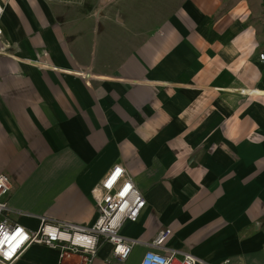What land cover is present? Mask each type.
Returning a JSON list of instances; mask_svg holds the SVG:
<instances>
[{"label":"crops","instance_id":"1","mask_svg":"<svg viewBox=\"0 0 264 264\" xmlns=\"http://www.w3.org/2000/svg\"><path fill=\"white\" fill-rule=\"evenodd\" d=\"M0 1V175L22 225L92 226L120 165L147 201L122 229L139 243L93 264H140L164 229L204 264H264V0H104L78 23L54 0ZM58 262L32 245L14 264Z\"/></svg>","mask_w":264,"mask_h":264},{"label":"built area","instance_id":"2","mask_svg":"<svg viewBox=\"0 0 264 264\" xmlns=\"http://www.w3.org/2000/svg\"><path fill=\"white\" fill-rule=\"evenodd\" d=\"M4 6L0 1V36ZM264 61V54L260 55ZM12 183L7 175H0V264H14L32 245H43L59 253L58 264H68L73 256H81L85 264H93L100 245H112L113 258L126 262L139 243L122 235L127 222L136 223L147 207L143 193L135 186L127 170L114 166L101 184L93 191L98 217L89 227L68 222L39 219L36 229L22 225L18 220L23 213L12 209L7 198ZM171 229H164L150 242L152 250L146 252L140 264H204L192 254L181 253L166 247L172 236ZM222 264H230L225 261Z\"/></svg>","mask_w":264,"mask_h":264},{"label":"rangeland","instance_id":"3","mask_svg":"<svg viewBox=\"0 0 264 264\" xmlns=\"http://www.w3.org/2000/svg\"><path fill=\"white\" fill-rule=\"evenodd\" d=\"M56 4L58 5H64L67 6L71 12H73V16H70V21L73 23H78L80 20V18H83L84 16H86L89 12H91L93 10V7H99V5L101 4V2L103 3L104 0H54ZM142 2V0H140ZM122 0H119L118 5H121ZM144 3L146 2H152L151 0H143ZM140 33H143L145 31H141L138 30ZM83 33H85V31H82ZM118 33L116 38L117 40H121V39H126L125 36L120 32L117 31ZM103 33V37H104V31H102Z\"/></svg>","mask_w":264,"mask_h":264}]
</instances>
